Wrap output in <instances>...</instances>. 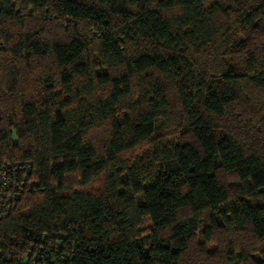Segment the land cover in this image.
Segmentation results:
<instances>
[{"label":"trees","instance_id":"1","mask_svg":"<svg viewBox=\"0 0 264 264\" xmlns=\"http://www.w3.org/2000/svg\"><path fill=\"white\" fill-rule=\"evenodd\" d=\"M0 34V264H264V0H0Z\"/></svg>","mask_w":264,"mask_h":264},{"label":"built area","instance_id":"2","mask_svg":"<svg viewBox=\"0 0 264 264\" xmlns=\"http://www.w3.org/2000/svg\"><path fill=\"white\" fill-rule=\"evenodd\" d=\"M2 37L0 34V47ZM30 163L13 162L0 165V219L7 216L12 209L15 198L19 195L22 185L29 183ZM21 174L17 180L18 174Z\"/></svg>","mask_w":264,"mask_h":264},{"label":"rangeland","instance_id":"3","mask_svg":"<svg viewBox=\"0 0 264 264\" xmlns=\"http://www.w3.org/2000/svg\"><path fill=\"white\" fill-rule=\"evenodd\" d=\"M101 181V180H100ZM100 181L96 180L94 182H92V184L90 185V189L92 190L94 187L98 186V184H100ZM77 187V186H76ZM146 230L149 228L148 224L145 226ZM213 245H210L208 247L209 250H212L213 249Z\"/></svg>","mask_w":264,"mask_h":264}]
</instances>
